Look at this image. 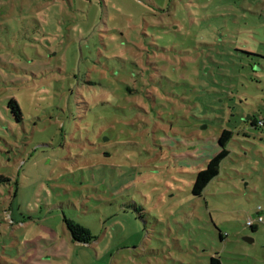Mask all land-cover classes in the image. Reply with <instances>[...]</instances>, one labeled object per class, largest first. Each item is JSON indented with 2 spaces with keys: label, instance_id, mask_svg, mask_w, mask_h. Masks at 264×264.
Listing matches in <instances>:
<instances>
[{
  "label": "rangeland",
  "instance_id": "rangeland-1",
  "mask_svg": "<svg viewBox=\"0 0 264 264\" xmlns=\"http://www.w3.org/2000/svg\"><path fill=\"white\" fill-rule=\"evenodd\" d=\"M252 116L264 0H0V264H264Z\"/></svg>",
  "mask_w": 264,
  "mask_h": 264
},
{
  "label": "trees",
  "instance_id": "trees-1",
  "mask_svg": "<svg viewBox=\"0 0 264 264\" xmlns=\"http://www.w3.org/2000/svg\"><path fill=\"white\" fill-rule=\"evenodd\" d=\"M8 106L11 109V113L14 115L16 120L20 119L21 113L20 109L15 102V100L11 99L8 102ZM249 125L252 126L253 128H257L260 126V122H264L263 120L259 121L257 120V116H252L250 117V120H248ZM264 125V123H261ZM261 125V126H262ZM231 131L229 130H222L218 137V143H217V148L219 150L210 156L209 160L206 162L204 168L199 170L196 173L194 182L192 184L191 188V194L195 197H199L204 190V188L207 186V184L218 175L219 173V168L221 161L228 155V150L226 149V143L231 137ZM64 222L66 225V228L71 234V238L74 242L82 243V244H88L91 243L92 241L95 240V237L91 234L88 228L82 226L81 224L64 218ZM253 231L256 229L255 224L248 225ZM217 260L212 258L211 262H216Z\"/></svg>",
  "mask_w": 264,
  "mask_h": 264
},
{
  "label": "built area",
  "instance_id": "built-area-1",
  "mask_svg": "<svg viewBox=\"0 0 264 264\" xmlns=\"http://www.w3.org/2000/svg\"><path fill=\"white\" fill-rule=\"evenodd\" d=\"M256 221L264 225V219L262 218V216H260V215L258 216V215H257V219H256ZM256 221H255V220H250V219H248V221H247V225L255 224Z\"/></svg>",
  "mask_w": 264,
  "mask_h": 264
},
{
  "label": "water",
  "instance_id": "water-1",
  "mask_svg": "<svg viewBox=\"0 0 264 264\" xmlns=\"http://www.w3.org/2000/svg\"><path fill=\"white\" fill-rule=\"evenodd\" d=\"M244 240L245 241H248V240L251 241L248 237H245Z\"/></svg>",
  "mask_w": 264,
  "mask_h": 264
}]
</instances>
